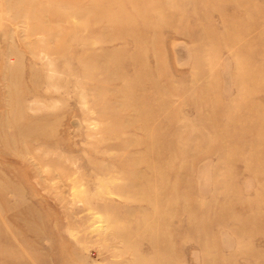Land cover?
<instances>
[{"label": "rangeland", "instance_id": "obj_1", "mask_svg": "<svg viewBox=\"0 0 264 264\" xmlns=\"http://www.w3.org/2000/svg\"><path fill=\"white\" fill-rule=\"evenodd\" d=\"M263 149L264 0H0V264H264Z\"/></svg>", "mask_w": 264, "mask_h": 264}, {"label": "bare ground", "instance_id": "obj_2", "mask_svg": "<svg viewBox=\"0 0 264 264\" xmlns=\"http://www.w3.org/2000/svg\"><path fill=\"white\" fill-rule=\"evenodd\" d=\"M162 1H164V0H162ZM160 2H161V1H160ZM245 7H246V6H245ZM201 9H202V8H201ZM204 9H205V8H204ZM194 10H196V9H194ZM194 10H193V11H194ZM198 10H199V9H198ZM202 10H203V9H202ZM199 13H201V11H200ZM201 14L203 15V13H201ZM144 126H145V125H144ZM243 131H244V130H243ZM260 150H261V149H260ZM263 150H264V149H263ZM263 152H264V151H263ZM263 152H262V153H263ZM143 174H144V173H143ZM137 187H138V186H136V188H137ZM139 190H140V187H139Z\"/></svg>", "mask_w": 264, "mask_h": 264}]
</instances>
